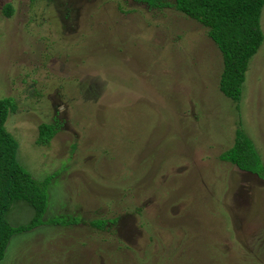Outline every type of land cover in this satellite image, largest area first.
Listing matches in <instances>:
<instances>
[{
  "label": "rangeland",
  "instance_id": "374dc122",
  "mask_svg": "<svg viewBox=\"0 0 264 264\" xmlns=\"http://www.w3.org/2000/svg\"><path fill=\"white\" fill-rule=\"evenodd\" d=\"M221 67L206 29L173 8L0 0L16 161L35 182L51 176L43 221L79 220L14 234L0 264H264V180L218 159L238 122L264 166V39L238 110L218 90ZM42 123L58 126L45 146ZM32 216L16 202L5 219Z\"/></svg>",
  "mask_w": 264,
  "mask_h": 264
},
{
  "label": "trees",
  "instance_id": "16d2710c",
  "mask_svg": "<svg viewBox=\"0 0 264 264\" xmlns=\"http://www.w3.org/2000/svg\"><path fill=\"white\" fill-rule=\"evenodd\" d=\"M34 2L37 0H28ZM148 9L173 8L186 18L206 29V35L221 56L219 92L235 104L239 102L248 62L257 52L264 39L260 28V14L264 0H136ZM2 14L11 16L12 6L2 8ZM11 98L0 99V260L14 234L28 232L42 223L68 226L78 223L77 218L56 217L43 221L47 207L46 188L51 176L35 182L15 158L16 142L6 131L4 123L8 113L15 111ZM232 145L218 159L235 166L238 170L264 180V166L257 150L236 123ZM36 143L45 146L58 131V126L42 123L38 126ZM16 202H24L33 210V216L25 225L11 227L5 214ZM67 218V219H64ZM106 221L94 220L90 225L101 229ZM114 223V221H111Z\"/></svg>",
  "mask_w": 264,
  "mask_h": 264
},
{
  "label": "flooded vegetation",
  "instance_id": "af4514ba",
  "mask_svg": "<svg viewBox=\"0 0 264 264\" xmlns=\"http://www.w3.org/2000/svg\"><path fill=\"white\" fill-rule=\"evenodd\" d=\"M134 2L136 1V0H133Z\"/></svg>",
  "mask_w": 264,
  "mask_h": 264
}]
</instances>
